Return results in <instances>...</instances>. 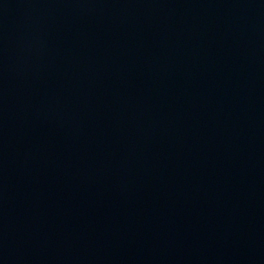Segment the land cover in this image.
Instances as JSON below:
<instances>
[{"label": "water", "instance_id": "1", "mask_svg": "<svg viewBox=\"0 0 264 264\" xmlns=\"http://www.w3.org/2000/svg\"><path fill=\"white\" fill-rule=\"evenodd\" d=\"M0 264H264V0H0Z\"/></svg>", "mask_w": 264, "mask_h": 264}]
</instances>
